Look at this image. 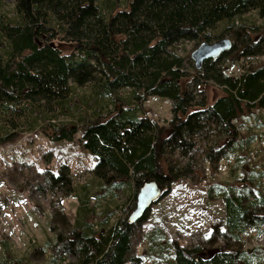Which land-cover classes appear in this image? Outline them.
<instances>
[{
    "label": "trees",
    "instance_id": "obj_1",
    "mask_svg": "<svg viewBox=\"0 0 264 264\" xmlns=\"http://www.w3.org/2000/svg\"><path fill=\"white\" fill-rule=\"evenodd\" d=\"M4 2L0 143L40 126L53 140L72 141L80 134L97 157L94 177L75 187L67 163L49 174L51 188L63 185L66 195L75 191L80 203L73 223L66 221L65 230L53 225L57 239L47 242L60 257H76L64 264H126L134 258L138 222L128 216L113 220L112 208L99 213L90 205L91 195L99 188L115 194L120 187L131 195L148 178L166 186V194L176 180L195 176L198 158L216 164L240 146L238 136L244 135L235 119L264 108V59L253 60L264 55V0H125L120 8L119 0H14L10 8ZM251 9L257 18L240 21ZM225 31L232 49L201 68L179 48L185 40L218 39ZM57 37L70 41L72 50L56 46ZM227 56L247 61L239 75L225 73ZM195 80L213 81L222 92L211 103L205 96L197 99L190 87ZM85 84L89 89L77 99ZM146 94L173 100L167 126L146 115L141 105ZM191 106L198 108L184 117ZM176 153L183 163L172 157ZM224 196L230 226L248 223L244 195L228 187ZM174 247L176 264L246 259L244 251L225 244L209 250L175 241ZM58 255L49 257L50 264H63Z\"/></svg>",
    "mask_w": 264,
    "mask_h": 264
},
{
    "label": "rangeland",
    "instance_id": "obj_2",
    "mask_svg": "<svg viewBox=\"0 0 264 264\" xmlns=\"http://www.w3.org/2000/svg\"><path fill=\"white\" fill-rule=\"evenodd\" d=\"M4 1L9 8L14 2ZM119 4L116 8L125 6L126 2L119 0ZM257 16L256 10L251 9L240 21L249 22ZM222 36L230 34L225 31ZM199 40L180 42L182 54L191 53ZM53 42L63 52L72 50L73 44L68 40L57 37ZM263 59L264 55L253 58ZM191 61L195 64L192 57ZM246 62L242 57H225V73L239 75ZM190 69L194 71L193 67ZM89 87L90 84L79 87L75 97H82ZM190 87L197 99L205 96L207 103L222 92L213 81L195 80ZM141 102L148 117L168 125L173 117L170 97L146 94ZM197 108L191 106L182 115L186 117ZM235 120L244 135V139L238 136L240 146L216 164L198 158L194 177L180 178L166 194L163 192L145 218L135 225L134 258L126 264H176L175 241L186 246L201 244L209 250L225 244L246 254L244 261L234 264H264V218L260 216L264 215V108L256 107ZM80 136L77 134L72 141L53 140L40 126L23 130L17 140L0 143V264H50L49 257L60 253L47 240L57 239L53 225L65 230L66 221L73 223L80 200L75 191L66 195L63 185L51 188L48 176L58 173L60 166L67 163L75 187L93 179L97 157L85 148ZM172 157L184 162L178 153ZM133 187L131 195L127 188L120 187L115 194L99 188L97 195H91L90 205H97L99 213L105 208L114 209L113 220L128 216L136 204L134 194L139 189L136 185ZM228 187L235 194L242 193V203L248 206V223L236 228L228 220L224 196ZM56 214L61 218L57 220ZM75 258L67 254L59 261L64 264Z\"/></svg>",
    "mask_w": 264,
    "mask_h": 264
},
{
    "label": "water",
    "instance_id": "obj_3",
    "mask_svg": "<svg viewBox=\"0 0 264 264\" xmlns=\"http://www.w3.org/2000/svg\"><path fill=\"white\" fill-rule=\"evenodd\" d=\"M233 43L230 36H223L213 41H201L191 51L195 66L201 68L207 59L216 58L223 52L231 50ZM163 192L164 185L158 179L148 178L143 181L137 192L136 204L128 215L129 220L133 223L142 220Z\"/></svg>",
    "mask_w": 264,
    "mask_h": 264
}]
</instances>
